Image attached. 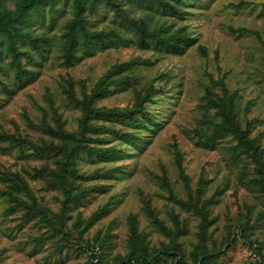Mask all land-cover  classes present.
Masks as SVG:
<instances>
[{"label":"rangeland","instance_id":"rangeland-1","mask_svg":"<svg viewBox=\"0 0 264 264\" xmlns=\"http://www.w3.org/2000/svg\"><path fill=\"white\" fill-rule=\"evenodd\" d=\"M120 1L136 20L154 17L151 27L164 24L172 32L187 26L194 42L178 54L142 49L134 42L137 32L102 4L91 16V28H113L127 40L108 42L105 47L93 45L88 53L81 52V59L71 67L63 65L54 44L52 51L27 63L34 75L23 83H14L11 69L0 71V81L11 89L0 84V137L15 134L34 142L48 139L31 123L40 125L46 114L52 119V106L66 122L65 129L77 131L82 112L69 102L65 87L72 86L82 99L83 92L90 94L115 65L134 63L120 73L124 83L112 86L110 93L96 102L97 107L131 108L137 90L150 84L156 90L153 100L145 105L151 119L144 122L153 124L148 129L92 119L109 130L90 134L97 139L91 145L114 148L117 153H85L78 160L79 173L89 179L77 181L86 190L84 201L66 210L62 233L66 241L57 236L38 245L37 241L53 234L54 229L39 218L28 220L22 208L13 211L11 201L2 194L10 184L7 179L20 173L39 205L59 223L63 194L29 175L44 161L54 167L53 161L39 160L25 149H12L0 138V264H99L91 259L95 251L105 264H115L116 257L129 251L131 218L146 234L150 250L160 251L170 238L153 224L152 216L173 230L176 220L184 228L185 233L178 237L186 261L191 263V252L201 240L202 219L194 209L177 203L189 202L191 197L200 207L207 206L212 223L204 240L207 249L222 251L218 257L221 264H264V199L248 185L257 177L256 164L247 155H236V141L231 136H219L215 143L206 138L217 120L208 98L222 95L225 84L230 93H239L237 111L242 125L256 120L251 137L258 138L264 148V0H179L181 11H189L186 19L135 0ZM16 2L5 0L10 8ZM71 10L67 4L54 11L53 24L46 10L44 18L35 16L30 31L60 37ZM147 60L151 64L145 63ZM0 62L7 67L9 58L3 56ZM122 134L132 135L134 140ZM230 237L234 241L228 245Z\"/></svg>","mask_w":264,"mask_h":264},{"label":"trees","instance_id":"trees-1","mask_svg":"<svg viewBox=\"0 0 264 264\" xmlns=\"http://www.w3.org/2000/svg\"><path fill=\"white\" fill-rule=\"evenodd\" d=\"M135 1L139 5H147L163 14H173L178 18L186 19L189 15V11L187 13L181 11L177 3L179 0ZM187 1L193 2L194 0ZM67 4L71 6L72 16L65 22L64 32L60 37H50L30 31L35 22V16L44 18L45 11L48 10L51 15L50 22L53 24V12L65 8ZM102 4L110 7L117 19L127 26H131L137 32L138 36L134 42L142 49H152L166 54H178L194 42L192 33L187 26H181L172 32L164 24H155L154 27H151L150 23L154 17L136 20L124 10L120 0H17L14 8L8 7L5 0H0V61L3 56L9 58L7 67H4L0 62V71L6 72L11 69L14 72V83H23L26 78L30 79L34 75V72L27 67V63L34 61L37 55H45L48 51H52L54 44L58 45L63 65L71 67L81 59L80 53H88L93 49V45L105 47L108 42H117L119 39L127 40L113 28L109 30H94L91 28V16L98 13ZM25 42L29 44L25 45ZM145 63L151 64L148 60ZM132 65L134 63L131 62L115 65L112 73L106 74L90 94L83 92L82 99L77 97L72 86L65 87L69 102L82 112L80 126L77 131L66 130V122L58 110L52 106V119H48L46 114L40 125L31 123L32 128L41 131L48 137L47 140L42 139L41 142H34L28 136L1 135L2 142L8 143L12 149L28 150L37 159L51 160L55 165L52 167L50 163L44 161L41 168H35L29 175L35 180L41 179L49 187L60 190L63 194L62 210L58 214L59 223L49 214L47 208L39 205L33 189L20 173H14L12 178L7 179L10 184L7 190L2 193L11 201L13 211L22 208L26 210L28 220L33 221L39 218L40 223L54 229L53 234L40 238L37 241L38 245L45 239L55 240L57 236H62L66 210L70 206L78 205L84 201L86 190L82 189L77 181L89 178L79 173L78 160L80 157L85 153L91 155L95 153L114 155L117 153L114 148L100 149L91 145L97 139L94 141L90 134H100L109 130V128L93 123L92 119L119 121L127 123L130 127L142 126L145 129H148L151 125L153 126V124L144 122V120L150 121L151 119V114L145 105L151 102L156 94L153 84L136 91V102L131 108L106 109L96 106L99 99L110 93L112 86L119 87L124 83L125 79L120 76V73ZM0 84L7 90H11L3 81H0ZM222 91V95L208 98V106L215 110L217 120L213 122V132L206 138L211 143H215L219 136H231L236 141L233 148L236 155H247L256 164L257 177L252 179V182L248 185L257 190L264 199V148L261 147L258 138L251 137L256 120L247 121L246 125L243 126L237 111L239 93L237 91L230 93L225 84H222ZM208 94H212L211 90H208ZM118 134H120L119 130L117 131ZM122 135L124 137L131 136V140H134L132 135ZM203 184L202 180L198 187L199 196H201ZM177 203L188 209H194L202 219L201 240L191 252V263L186 261L183 245L179 240V235L185 233L184 228L176 220L177 228L173 230L167 227L159 218L152 216L153 224L162 234L170 238V243L163 246L160 251H151L146 241V234L137 229V221L131 218L129 251L124 257H116L115 264H221L218 257L222 255V251H217L215 247L211 250L207 249L204 240L206 229L212 223L207 217V206L202 205L200 207L199 202L194 201L193 197L189 202L178 201ZM93 218L94 216L91 219ZM62 239L64 241L68 240L67 236H62ZM227 241V244L231 245L234 240L230 237ZM89 247L93 249L91 245ZM99 257L101 256H98L95 251L92 253L91 259H97L99 264H105L102 257L101 260H99Z\"/></svg>","mask_w":264,"mask_h":264}]
</instances>
